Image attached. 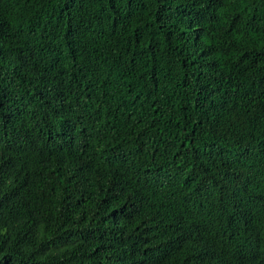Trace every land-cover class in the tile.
I'll list each match as a JSON object with an SVG mask.
<instances>
[{"label": "trees", "instance_id": "obj_1", "mask_svg": "<svg viewBox=\"0 0 264 264\" xmlns=\"http://www.w3.org/2000/svg\"><path fill=\"white\" fill-rule=\"evenodd\" d=\"M0 264H264V0H0Z\"/></svg>", "mask_w": 264, "mask_h": 264}]
</instances>
